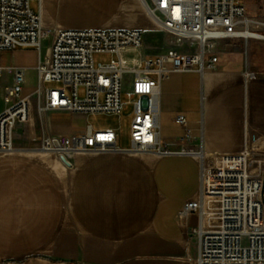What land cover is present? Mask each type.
Here are the masks:
<instances>
[{
    "label": "built area",
    "instance_id": "2783aa9c",
    "mask_svg": "<svg viewBox=\"0 0 264 264\" xmlns=\"http://www.w3.org/2000/svg\"><path fill=\"white\" fill-rule=\"evenodd\" d=\"M31 1L0 0V87L5 104L0 111V151L22 149L16 139L23 134L38 140L37 146L24 149L58 155L89 151L195 156L198 187L176 221L183 224L196 216L190 226L196 264H264V166L256 171L254 155L260 132L249 127L245 115L238 150L205 153L201 143L191 142L187 119L178 115L174 121L184 130L179 147L170 149L160 137L161 82L173 72L215 70L219 42L240 39L246 45L261 39L264 18L250 15L245 0H143L160 25L154 31L163 33L164 50L147 55L143 29L44 26ZM44 41L48 43L42 56ZM18 48L38 51L35 89L25 96L21 92L28 69L1 63L4 51ZM96 53L116 58L95 64ZM257 75L248 69L245 53L240 74L245 91ZM123 111L130 114L128 148L117 146L113 128L95 129L89 124L79 132L54 129L67 114L86 118ZM53 113L59 116L53 119Z\"/></svg>",
    "mask_w": 264,
    "mask_h": 264
},
{
    "label": "crops",
    "instance_id": "0c3cea01",
    "mask_svg": "<svg viewBox=\"0 0 264 264\" xmlns=\"http://www.w3.org/2000/svg\"><path fill=\"white\" fill-rule=\"evenodd\" d=\"M133 3L134 0H32L30 6L40 14L44 26L157 30L143 28L149 23L139 10L135 14L127 11ZM218 49L215 70L203 74L173 72L161 82L160 137L170 149H177L184 130L174 118L183 115L191 130V142L201 143L205 153L235 151L241 146L246 115L249 127L260 132L255 141L259 150L254 154L258 171L264 166V74L260 77L264 73V44L253 39L246 45L240 39H224ZM31 50L36 51H4L2 57L8 55L10 60L3 65L33 69L38 56L32 66L13 59ZM245 53L248 69L258 73L246 91L240 78ZM4 108L0 87V111ZM58 116L50 115L53 119ZM62 126L63 123L54 129L62 131ZM30 150L35 149L12 151ZM23 153L0 151L1 164L14 162L9 158L27 159L39 163L43 175L46 170L55 174L39 159ZM83 156L78 164L74 156L70 160L72 167L60 160L62 166L55 164L58 174L62 170L68 175L66 196L58 182L62 201L68 204L66 209L62 203L61 224L47 229L51 233L46 235L41 249L32 250L31 242L23 244L20 185L7 182L1 186V264H196V243L190 235L196 216L183 224L176 221L183 203L195 195L198 187L195 156L124 152Z\"/></svg>",
    "mask_w": 264,
    "mask_h": 264
},
{
    "label": "rangeland",
    "instance_id": "374dc122",
    "mask_svg": "<svg viewBox=\"0 0 264 264\" xmlns=\"http://www.w3.org/2000/svg\"><path fill=\"white\" fill-rule=\"evenodd\" d=\"M248 13L252 16L264 18V0H245ZM135 19V18H134ZM264 34V30L261 32ZM163 33L160 31H144L143 41L145 52L151 55L158 50L164 48L162 44ZM264 44V39H253ZM48 41H44L41 47L42 56ZM38 56V51H28L23 54H16L13 58L15 63L32 66ZM116 58L111 54H94L93 60L95 64L108 62L110 59ZM8 55L2 57V64L9 62ZM249 62V56H248ZM264 73L260 74V77ZM53 85V84H48ZM35 89V73L33 69L29 68L26 72V84L21 92V96H25ZM82 89L79 94L82 95ZM64 125L62 129L68 132L83 131L87 125H92L95 129L113 128L117 134L116 144L120 148L130 147V114L129 111H123L121 114H90L83 118L77 115L67 114L58 119ZM38 145V140L27 139L25 135H18L16 139V146L19 148L34 147ZM21 149V150H22ZM10 161L6 164H1L0 161V213H1V186L4 183H15L20 185V192L22 193L21 207H22V236L23 244L31 242L34 245L32 250L41 249L45 247L47 229L54 226V228L61 224L62 203L67 209V201H62V194L59 187V174L55 171L51 173L46 170L44 175L41 171V165L35 161L9 158ZM62 171V170H61ZM60 171L61 176L67 180V172ZM264 171V168H263ZM264 179V172H263ZM58 179V180H57ZM59 182V184H58ZM61 186V185H60ZM30 212V213H29ZM1 219V215H0ZM33 229V230H32ZM37 230V232H36ZM12 237V233H10ZM30 239V240H29ZM37 255V254H36ZM1 259V231H0V264Z\"/></svg>",
    "mask_w": 264,
    "mask_h": 264
},
{
    "label": "bare ground",
    "instance_id": "6f19581e",
    "mask_svg": "<svg viewBox=\"0 0 264 264\" xmlns=\"http://www.w3.org/2000/svg\"><path fill=\"white\" fill-rule=\"evenodd\" d=\"M130 10H133L132 13L134 12V14L138 10L142 13V15L146 19L147 23H149L148 26H144L143 28H146V29H157V30L159 29V26H160L159 23L150 14V12L148 11L147 7L145 6L143 0H134L133 5L131 7H128L127 8V11L128 12H130ZM134 18H135V16H134ZM259 38H264V37H263L262 34H259ZM33 149H35V150H30V151H12L11 150L9 152L10 153H15L17 155H21V154H24L23 152H27L29 156H32V157H35V158L39 159L45 165H47V166L51 167L52 169H54V171H56V172H57V170L59 171V168H56L55 167V164L58 163V160L61 161V159L59 158V155L56 152H54L52 150H43V149H39V148H33ZM1 152H4V151H1ZM146 153H152V152H139V153L138 152H130V154H146ZM85 154L97 155V154L91 153L89 151H68L64 155L68 158L69 161L71 159H73L74 156H75L76 157V160L75 161L78 164L79 161L82 159V157H84L83 155H85ZM196 156H197V158H199V155H196ZM58 164L61 165L60 163H58ZM65 179L66 178H63V176H61L59 174V182H60L61 188H62V190L64 192V195L66 196V194H67V187H68V185H67V181L68 180L66 181Z\"/></svg>",
    "mask_w": 264,
    "mask_h": 264
},
{
    "label": "water",
    "instance_id": "95a60500",
    "mask_svg": "<svg viewBox=\"0 0 264 264\" xmlns=\"http://www.w3.org/2000/svg\"><path fill=\"white\" fill-rule=\"evenodd\" d=\"M54 144H55V145L58 144L56 140H54ZM59 158H60L61 161H62L65 165H67L68 167H71V166H72V163H71L68 159H66V157H65L63 154H59Z\"/></svg>",
    "mask_w": 264,
    "mask_h": 264
}]
</instances>
